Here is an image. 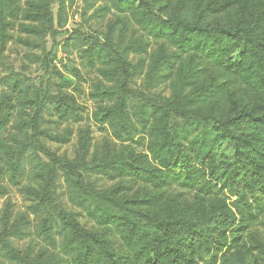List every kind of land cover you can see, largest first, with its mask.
Here are the masks:
<instances>
[{"label": "trees", "instance_id": "1", "mask_svg": "<svg viewBox=\"0 0 264 264\" xmlns=\"http://www.w3.org/2000/svg\"><path fill=\"white\" fill-rule=\"evenodd\" d=\"M68 1L74 0H58L60 20ZM105 1V9L128 15L150 40L163 43L152 57L148 80L171 81L172 94L167 100L136 97L126 80L124 54H112L105 43L86 42L83 52L90 63L95 60L103 66L102 76L108 80L106 85L95 84L89 94L100 105L94 120L108 124L114 140L121 144L144 134L139 138L146 141L156 166L139 162L128 147L129 153L117 152L90 163L87 132L81 136L78 164L66 161L56 166H62L97 225H118L132 264H199L203 249L222 252L228 247V234H232L229 248L238 245L264 217V0H178L168 17L156 13V0ZM51 2L0 0V57L13 39L17 22L28 35L49 31L53 26ZM148 44L130 46L125 54L146 52ZM184 55L209 61L249 94L237 95L230 78L208 80L200 76L201 71L185 72ZM1 86L0 194L5 191L4 180L18 184L25 175V161L36 150L42 110L39 90L26 79L6 77ZM56 99L59 120L83 119L82 109L69 94L61 93ZM48 138L67 139L49 133ZM56 166L35 171L39 187L27 188L35 209L50 211L37 230L47 249L34 254L16 247L14 239L21 240L26 233L5 212L0 264H128L100 233L88 231L75 214L54 203ZM85 174L155 189L166 188L172 177L175 184L193 192L196 204H173L163 215L157 196L131 197L129 187L90 189ZM249 242L264 262V239ZM225 261L245 263L239 254L227 255Z\"/></svg>", "mask_w": 264, "mask_h": 264}, {"label": "rangeland", "instance_id": "2", "mask_svg": "<svg viewBox=\"0 0 264 264\" xmlns=\"http://www.w3.org/2000/svg\"><path fill=\"white\" fill-rule=\"evenodd\" d=\"M138 1V0H137ZM178 0H156L154 9L157 14L168 17L172 7ZM218 1V0H208ZM108 3L105 0H74L67 2L62 19L58 17V0H52L50 11L53 16V26L44 35H28L19 29L17 22L11 32L13 39L7 50L0 57V94L4 87L2 79L6 77L24 78L39 90L42 110L39 120V133L35 135L36 150H33L25 161L26 173L18 184L4 180L2 186L5 191L0 194V227L5 212L11 214V222L24 229L23 239H14L15 246L23 251L38 254L47 249V245L38 236L37 230L42 219L50 215L49 210L35 209V201L27 194L28 187L38 188L35 171L47 170L59 162H72L78 164L81 156V136L87 132L89 151L87 159L91 163L95 158L106 157L117 152L129 153L139 162L148 161L155 167L151 156L146 149V141L139 137L134 142L121 144L113 138V132L108 124H99L94 120V113L98 112L100 105L93 101L89 94L95 84H108L102 76L103 66L94 60L89 62L86 42L103 44L111 48L112 54L123 57L126 80L129 88L136 93V97L167 100L172 94L171 81L150 83L148 73L152 64V57L161 50L162 42L150 40L144 32L132 22L128 15L118 14L116 11L105 9ZM28 24V22H26ZM140 42H149L146 52L125 54L127 48L135 47ZM185 72L195 74L201 71L200 76L208 80L228 81L230 86L238 90L237 95H248L245 88L235 78L225 75V72L200 57L184 55L182 58ZM61 93L69 94L75 103L82 109L83 119L80 122H66L59 120L56 106V96ZM137 100L133 99L135 104ZM49 134H59L67 139L61 142L52 141ZM41 149V151L39 150ZM144 156V157H143ZM57 170L53 188V201L68 213L75 214L81 225L88 231L100 233L110 245L132 264L128 249L124 246L121 230L118 225H97L87 214L81 204L83 198L76 193L74 186L69 183L62 166ZM86 175V174H85ZM86 184L90 189L108 190L114 187H129L127 194L142 197L157 196L163 215H166L173 204H196L192 191L175 184L170 177V184L164 189H155L143 183L129 180H113L107 176L91 174L85 176ZM39 182V181H38ZM212 201L208 202V206ZM229 203V202H228ZM154 214L155 209H153ZM55 231H57L55 226ZM247 238L229 248L232 234L227 235L228 247L219 252L215 248H206L199 253V264H229L225 256L239 254L243 257V264H264L257 251L251 248L250 239L260 237L264 239V217L253 227ZM51 253V251H50Z\"/></svg>", "mask_w": 264, "mask_h": 264}]
</instances>
